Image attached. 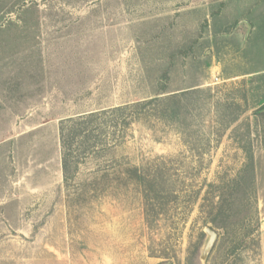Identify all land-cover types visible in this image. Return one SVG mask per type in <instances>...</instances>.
Returning a JSON list of instances; mask_svg holds the SVG:
<instances>
[{
  "label": "rangeland",
  "instance_id": "374dc122",
  "mask_svg": "<svg viewBox=\"0 0 264 264\" xmlns=\"http://www.w3.org/2000/svg\"><path fill=\"white\" fill-rule=\"evenodd\" d=\"M184 92L178 121L149 108L76 179L136 166L165 206L134 186L69 205L62 120ZM263 107L264 0H0V264H201L207 226V264H264ZM250 154L260 224L224 247L211 214Z\"/></svg>",
  "mask_w": 264,
  "mask_h": 264
},
{
  "label": "trees",
  "instance_id": "16d2710c",
  "mask_svg": "<svg viewBox=\"0 0 264 264\" xmlns=\"http://www.w3.org/2000/svg\"><path fill=\"white\" fill-rule=\"evenodd\" d=\"M161 92L165 94L166 87H162ZM185 93L156 96L146 101L62 120L59 135L64 183L68 190L69 205L87 203L98 198L99 195H104L112 188L134 186L141 190L147 201L146 216L151 217L156 214V207L165 206L164 199L170 200L174 194L164 196L161 183L143 173L136 166L118 165L115 160L106 162L105 165V162H102L101 165L104 166H98L99 168L90 179L81 182H77L76 179L81 164L89 158L107 159L110 155H115L116 150L125 141V131L135 121L145 117L149 108H153L154 115L159 119L178 121L185 108L183 102ZM107 118L111 119L110 125L101 122ZM209 187L214 188L215 186L210 184ZM256 198L255 159L250 154L237 183L221 197L220 204L211 214V223L225 232L224 247L227 246L225 243L229 239L231 241L237 239L232 234L239 225L248 228L257 224L255 227L258 229L260 218ZM249 235V233L246 234L244 238ZM240 242L243 245L244 241Z\"/></svg>",
  "mask_w": 264,
  "mask_h": 264
},
{
  "label": "water",
  "instance_id": "95a60500",
  "mask_svg": "<svg viewBox=\"0 0 264 264\" xmlns=\"http://www.w3.org/2000/svg\"><path fill=\"white\" fill-rule=\"evenodd\" d=\"M244 24H246L248 26V33L247 36L250 34L251 31V25L244 21ZM204 233L206 234V239L205 242L203 244L202 247V251L200 254V262L201 264H207L209 257L215 247V245L218 242L219 239V233L217 232V230H215L214 228H212V226H207L204 228ZM167 264H172V263H167Z\"/></svg>",
  "mask_w": 264,
  "mask_h": 264
},
{
  "label": "crops",
  "instance_id": "0c3cea01",
  "mask_svg": "<svg viewBox=\"0 0 264 264\" xmlns=\"http://www.w3.org/2000/svg\"><path fill=\"white\" fill-rule=\"evenodd\" d=\"M254 31H255V25H253V33L251 34V37L253 36Z\"/></svg>",
  "mask_w": 264,
  "mask_h": 264
}]
</instances>
